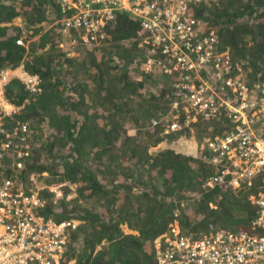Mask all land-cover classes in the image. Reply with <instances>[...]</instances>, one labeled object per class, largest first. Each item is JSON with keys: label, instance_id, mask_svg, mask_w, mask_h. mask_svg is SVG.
I'll use <instances>...</instances> for the list:
<instances>
[{"label": "trees", "instance_id": "trees-1", "mask_svg": "<svg viewBox=\"0 0 264 264\" xmlns=\"http://www.w3.org/2000/svg\"><path fill=\"white\" fill-rule=\"evenodd\" d=\"M61 14L57 0H0V71L22 63L40 76L42 87L31 94L16 79L5 87L18 109L2 127L11 133L26 124L13 141L29 153L19 173L10 158L0 164L4 176L18 173L23 181L35 173L45 185L77 183L74 191L64 187L55 203L48 190L41 195L46 217L80 221L70 244L77 264H153V240L174 222L194 235L249 228L256 215L250 196L258 182L236 190L204 187L217 167L203 157L205 150L194 155L188 149L191 130L164 133L162 122L152 124L171 114L177 88L167 73L143 68L150 46L140 45L148 35L140 21L116 10L106 36L87 46L76 30L64 37L54 23ZM192 14L215 30L216 52L228 51L229 75L239 66L250 88H264V0H213L193 5ZM16 17L23 18L22 26L13 23ZM71 45L75 54L65 47ZM193 127L197 146L231 128L224 115ZM160 186H167L165 195ZM173 187L180 193L175 199L166 196ZM121 225L133 232L124 233Z\"/></svg>", "mask_w": 264, "mask_h": 264}, {"label": "built area", "instance_id": "built-area-1", "mask_svg": "<svg viewBox=\"0 0 264 264\" xmlns=\"http://www.w3.org/2000/svg\"><path fill=\"white\" fill-rule=\"evenodd\" d=\"M212 1L57 0L62 14L54 23H60L64 36L76 30L77 39L86 45L106 36L104 28L114 20L116 10L139 20L148 32L140 45L150 46L143 68L167 73L177 88L171 114L162 121L153 119L152 124L162 122L164 133H170L192 129L198 120L226 116L231 128L205 136L199 146L200 155L205 150L203 157L217 167L203 186L236 190L258 182L256 193L250 196L256 215L249 228L211 229L194 235L184 233L174 222L153 240V264H264L263 90L250 88L239 66L236 74L229 75L228 51L216 52L215 30L192 14L193 5ZM17 43L23 44L21 39ZM14 79L31 94L42 92V87L40 76L30 73L22 63L0 71V159L10 158L12 171L19 173L29 151L13 139L25 132L27 125L19 124L11 133L2 127V120L18 109L5 96V87ZM1 165L0 264H77L70 255V244L80 221H57L41 211L46 205L42 191L48 190L55 203L63 196L64 187L74 191L77 185L69 180L45 185L36 181L35 173L23 181L18 173L4 176Z\"/></svg>", "mask_w": 264, "mask_h": 264}, {"label": "rangeland", "instance_id": "rangeland-1", "mask_svg": "<svg viewBox=\"0 0 264 264\" xmlns=\"http://www.w3.org/2000/svg\"><path fill=\"white\" fill-rule=\"evenodd\" d=\"M13 23L14 24H16V25H20V26H22L23 25V18L22 17H16V18H14L13 19ZM25 33V32H24ZM24 35H26V34H24ZM64 37H67V36H64ZM21 39V38H20ZM22 40V39H21ZM23 42V41H22ZM78 43V42H77ZM63 46V45H62ZM74 46V45H73ZM73 46L71 45V46H65V47H68V49L69 48H71V51H70V54H75V52H74V49H72L73 48ZM88 46V45H87ZM91 46V45H90ZM246 73H244V75H245ZM252 88H255V90H257L258 92L260 91V90H263L264 88H262L258 83L257 84H255V86H253ZM262 97L264 98V95H262ZM191 130V132H190V135H188V137H185V143H186V146L188 147V149L190 148V147H192L193 149H189V150H191V151H193V153H194V155H196V153L198 154V155H200V153H199V151H200V149H199V146H200V144H199V146H197L198 144H197V139L195 138V134H196V128H194V127H192V129H190ZM212 130H213V128L212 127H209L208 128V131H210V132H212ZM198 131V130H197ZM184 142V141H183ZM11 164H12V161H11ZM36 181L38 182V183H42L43 184V181H42V178L40 177L39 178V176L37 175V178H36ZM76 185H77V183H75ZM167 185H169V186H173L174 185V183H172L171 181H169V183L167 184ZM170 188V187H169ZM145 190L146 191H150V192H152V193H154L155 192V190L154 189H152L151 187H146L145 188ZM165 191H167V186H163V187H158V192H160V193H162L163 195H165L164 194V192ZM180 193H179V190L177 191L176 190V188L175 187H173V189L168 193V195L166 194V196L168 197V198H172V199H175V198H177V196L179 195ZM75 195V193L73 192V195L72 196H74ZM121 228H122V230H123V232L124 233H130L131 232V230L126 226V225H121Z\"/></svg>", "mask_w": 264, "mask_h": 264}]
</instances>
